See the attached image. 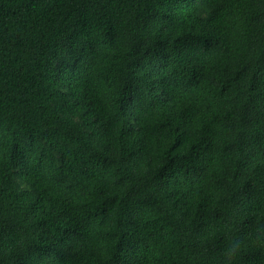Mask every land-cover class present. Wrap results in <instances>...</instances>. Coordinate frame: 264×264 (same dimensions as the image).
I'll use <instances>...</instances> for the list:
<instances>
[{
	"label": "trees",
	"instance_id": "obj_1",
	"mask_svg": "<svg viewBox=\"0 0 264 264\" xmlns=\"http://www.w3.org/2000/svg\"><path fill=\"white\" fill-rule=\"evenodd\" d=\"M0 264H264V0H0Z\"/></svg>",
	"mask_w": 264,
	"mask_h": 264
},
{
	"label": "clouds",
	"instance_id": "obj_2",
	"mask_svg": "<svg viewBox=\"0 0 264 264\" xmlns=\"http://www.w3.org/2000/svg\"><path fill=\"white\" fill-rule=\"evenodd\" d=\"M238 245L234 244L233 247L231 248L230 252H229V258L231 259L232 256L235 255L236 251H237Z\"/></svg>",
	"mask_w": 264,
	"mask_h": 264
}]
</instances>
